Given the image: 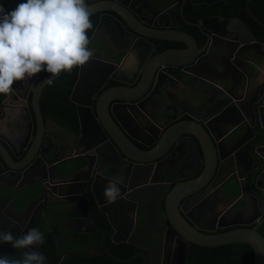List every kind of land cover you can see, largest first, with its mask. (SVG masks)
I'll list each match as a JSON object with an SVG mask.
<instances>
[{
  "label": "water",
  "instance_id": "1",
  "mask_svg": "<svg viewBox=\"0 0 264 264\" xmlns=\"http://www.w3.org/2000/svg\"><path fill=\"white\" fill-rule=\"evenodd\" d=\"M249 1H244L246 13L256 24L264 27L250 11ZM87 2L91 15L111 12L123 22L121 25L108 15H100L89 38L90 42L101 28L115 31L131 38L133 47L130 54L133 57L129 65L121 66L94 55L87 64L77 68L68 97L74 105L78 127L74 151L83 142L86 147L81 153L87 154L81 157L71 154L70 159L61 161L60 165L55 164V161L48 162L43 156L42 143L46 139L43 133L46 132L39 111V98L42 89L48 84L46 81L50 74L42 76L30 89L29 107L36 124V144L33 141L28 148L24 145L21 150L24 156L17 166L0 143V174L3 179L9 178L14 185L17 175L20 176L19 172H39L45 178L35 179L17 195L10 187H0L13 194L3 208L9 219L7 222L10 221L8 225L17 228L19 236L31 229L35 209L31 208L33 204L29 201L42 199L43 193L53 198L47 209L56 213L68 212L73 202L72 195L81 194V199L87 200L89 193L91 197L87 200V210L92 204L107 220L108 229L102 231L101 235H109L113 244L125 243L139 249L126 259L109 254L117 262L140 257L142 264H151V260L147 262L141 250H145L149 258L156 239L151 234L156 232L163 240V232L168 231L173 235L179 234L186 241L178 238L183 244L181 264L185 262L189 244L202 247L246 244L251 249L252 264H264V233L261 235L258 232L264 223V216L260 221L255 220L251 227L213 233V228L199 226L200 221L194 215L195 211L209 203L213 195L217 204H228L241 191L246 192L252 202L251 205L246 202L244 209L247 211L254 206L258 218L260 213L264 215V68L261 69V77L257 78L259 66H264V45L238 18L215 16L198 20L195 27L204 38L199 46L193 36L182 31L184 22L179 18L178 4L160 13L159 16H163L167 24L157 23L146 27L142 25L140 17L131 13L123 0ZM170 10L173 13H167ZM167 15H172L175 23L169 22ZM146 38L176 42L184 47L169 48L149 57L153 45ZM139 45L144 64L138 61ZM161 65L165 68L160 69ZM219 67H222L221 72L215 71ZM179 76L191 81L192 88L201 90V93L191 96L192 106L189 112L184 111L187 118L182 119H179L181 114L170 115L163 108H156L150 100L156 94L155 86L158 83L167 81L159 84L162 88L166 83L177 81ZM107 79L124 86L102 90ZM132 142L149 149H139ZM102 145L111 152L112 160L124 165L123 169L120 168L116 173L105 172L106 167L99 168L97 165L92 169V153L97 154ZM177 152L182 158L175 165H183L181 171L190 172L179 180L188 179L178 180L172 186L165 182L153 183L154 166L168 157L175 158ZM187 159L188 164L185 163ZM51 168L57 180L55 193L50 189L54 186H45L51 182L50 176H46ZM82 168L92 170L85 179L74 180L72 177ZM29 170L33 171L27 172ZM245 178L249 181L248 189L244 186ZM98 181H115L120 188V198L109 204L117 220L110 216L105 202L96 195ZM61 188H64L63 192ZM13 203H19L22 208L29 205L22 213L15 214L10 210ZM128 213L133 215L132 220L123 217ZM28 216L30 220L25 224ZM70 221L72 226L67 229L71 232H94L95 224L91 223L87 213ZM8 225L0 228V231H5ZM98 248L103 249V238L100 245L93 249L97 251ZM33 250L39 251L38 246ZM45 264L58 263L45 257Z\"/></svg>",
  "mask_w": 264,
  "mask_h": 264
},
{
  "label": "flooded vegetation",
  "instance_id": "2",
  "mask_svg": "<svg viewBox=\"0 0 264 264\" xmlns=\"http://www.w3.org/2000/svg\"><path fill=\"white\" fill-rule=\"evenodd\" d=\"M123 1L125 4H127V8L131 11V13L135 17L141 18L142 25H144L146 27L147 26L152 27L154 24H157V23H158L157 25L167 24V21L164 20V17L159 16L160 13L163 10H165V8H168L170 6V5L165 6L167 4H163V1H161V0H159L158 2H156V0H123ZM18 3H19V0H10L9 4L5 7V10L8 11V10L14 9ZM172 4L173 5L178 4V1L175 0ZM167 13H173V12L170 10ZM92 15L97 16L96 17V24H97V20H98L100 15H108V16L118 20L121 23V25L123 23L121 21V19L116 14L111 13V12H99V13L92 14ZM178 15H179V10H178ZM167 19L170 20L169 22L175 23L172 15H167ZM183 22H184V28L182 31L187 33V31L185 30L186 29V22L185 21H183ZM96 24H95V26H96ZM124 28L126 30H128V28H126V27H124ZM94 29H95V27H94ZM146 40L148 41L149 44L153 45V49H151V51L149 53V57L156 54V53H159V51H157V50L161 46L166 47V48H164V50L169 49V48L179 49V48L184 47L182 44L176 43V42L160 41V40H154V39H150V38H146ZM133 42H135V41H133ZM170 43H173L174 46L168 47L167 44H170ZM136 44H138V43H136ZM88 47L94 51L95 55H100L102 57V59L109 60V61H111L117 65L120 64L121 66L129 65L130 60L133 57L130 54L131 49L133 47V45L131 43V38H129V36L124 37L121 34H118L117 32L112 31V30L109 31L107 29L101 28L96 33L95 37L91 40ZM139 47H140V45H139ZM164 50H161L160 52H162ZM140 51H141V47L139 49H137V52L140 54L138 61H139V63L144 64V62H145V59H143L144 55ZM164 68L165 67L163 65L160 66V69H164ZM245 70H247V69H245ZM44 73L45 72H41V73L37 74L36 76H34L32 79L27 80V81L16 82L19 84V86H17V91L16 92L12 91L11 93L13 95H17V104L7 103L8 98H6V100H4L5 102L4 101L0 102V117H1L0 118V143L8 151L9 155L11 156L12 160L14 161L13 164L14 165L17 164V166L19 165L20 160L24 156V151H21L22 148L24 147V145L26 144V146L28 148L32 144L31 142H33L36 139V136H35L36 124H35L32 112H31V114L29 112L30 107H29L28 93L32 87L31 86L29 88V86H30V84L33 85L34 82L39 77H41ZM118 76H120V74H118ZM159 82H160V80H159ZM165 82H167V81L163 80L160 83H165ZM181 82H183V83H181ZM16 83H14V85ZM160 83H158L155 86V89L157 90L156 94H155V96L151 97L150 100L155 105V107H157L158 103H157L156 99L158 97L161 98L162 99L161 101H163V107H161V108L167 110L170 103H168V101H169L168 97L166 95L164 96V93H162V90L159 86ZM166 84H167L166 87L168 88V90L175 92V95L181 94V95L186 96V94H188V92L194 90V88L191 87L193 85V83H191V81H189L188 79H186L182 76L177 77V81L169 82ZM112 86H124V84L119 83L117 81H114L112 79H107L102 90H104L108 87H112ZM27 88H29V90ZM162 88L164 90V87H162ZM198 93H201V92L199 91ZM193 94H197V93H193ZM73 107H74V105H73ZM15 109L17 110V116L14 120L9 121V119H7V117L5 116V113H3V112L6 111L7 113H9L10 111L15 110ZM74 110H75V108H74ZM141 113H142V111H141ZM40 115H41L42 120H43L44 131L46 132V133H43V136L46 139L43 141V143L41 142L43 144V148H44L43 149V156L48 162H54L55 161L54 162L55 164L58 163V165H60L61 161H65V160L70 159L71 154L75 155L77 157H81L82 155L87 154V152H84V154L81 153L84 150V148L86 147V144L83 142H80V144L76 148L77 151L76 152L74 151V146H75V143L77 142L75 135L77 137L78 127L76 129L77 130L76 133H73L72 131L65 129L64 127H61L60 132H59V131H56L53 128H51V126H55L51 121H49L47 119L45 120L44 116H42L41 113H40ZM55 127L58 128L57 126H55ZM33 143L36 144L35 141ZM132 143L136 147H138L139 149H142V150H148L149 149V148H146V147H144V146H142L136 142H132ZM39 144H40V142H39ZM20 152L22 153L21 156H19ZM88 154H91V152H88ZM112 158H113V155L111 154V152L106 148V146L102 145L101 150H98L97 154L92 153V158H91V163L93 164L92 169L94 168L95 165H97L99 168L106 167L107 169L105 170V172L116 173V171L119 170L120 168L123 169L124 165L122 166L117 160H115V159L112 160ZM181 158H182L181 154L177 152L175 158L168 157L166 160L156 164L154 166V169H152L153 183L163 184V182H165V184H170L172 186L182 176H187L188 174H190L189 171H187V172L181 171L183 165L180 167L175 165V162H179V160ZM189 159H187V161L185 162L186 164H188ZM112 167H115L116 170L112 169ZM92 169L82 168V170L77 172L74 175V177H72V178L74 180L75 179L83 180V179H85V176L90 174ZM32 171L33 170H29L27 172H32ZM0 172H2L1 168H0ZM23 173L24 172H19L20 176L17 175V183L15 185L10 181L9 178L3 179L2 173H1L0 174V187L1 186L10 187L12 190L16 191L15 194L17 195V193H21L20 191L22 189L28 187V185L33 183L35 179L40 178V177H42V178L44 177V174H41L39 172H32L30 174L29 173L23 174ZM52 174H53V170L51 168L49 170L48 174L46 175V176H50L51 182L48 180V182H50V184L45 183V184H47L45 186H48V187L54 186L55 182H57V180H55L56 178ZM225 176L226 175H224L222 178H224ZM189 178H191V176ZM187 179H182V180H179L178 182L185 181ZM221 179H219V180H221ZM171 180H173V182H171ZM98 182L101 183L103 188H105V185L107 184L106 182H102V181H98ZM99 183L96 184V186H97L96 190H95L96 195L99 197L100 200L105 202V199L103 196L104 190ZM262 185H264V182L262 183ZM244 186H245V184H244ZM50 189H52V192H54V193L56 192L55 186L53 188L50 187ZM63 190H64V188H61L62 192H63ZM1 192H2V189L0 188V204H1L0 205V228L7 226L10 222V221L7 222L9 219L5 213V210L3 209L5 204H7L6 202L8 201V199H5L4 197H2ZM87 195H88V196H86L87 200H89L91 196L89 193H87ZM81 196H82L81 194L72 195L71 201H73V202L71 203V208L68 210L67 213H56L50 209H47V205L51 201H53V198L50 195H48L47 193H43V195L41 196L42 199H39V200L33 199V200L29 201L31 204H33V206L31 205V208L34 207L33 209H35V213H34L35 215H34V221L32 224V228H33V225L39 220V221H44L45 223H52L59 230L62 231L59 234V236L62 237V242L59 239H57L60 241L57 248L60 249L62 256L59 257L58 260L50 259L54 262H57L58 264H64L65 263L63 261L64 260L63 255H65V254L68 256H72V255H81V256H84V255L85 256H87V255H104V256L112 259L109 254H111L112 256H114V255L111 252H109L108 247H107V242L109 244H111V246H117L120 244H125V243L113 244L111 242L109 235H107V234H103V236L101 235L102 231L108 229V224H107L106 218L102 214L98 213L96 211L94 205H92V204L90 205V209L87 210L88 209L87 200L81 199L82 198ZM214 197L215 196L213 195L211 197L209 203L206 204V206L203 207V209H201L199 211H195V214H194L196 219H198V221H200L199 226H201L203 228H211V229L213 228L214 229L213 233H220V232L229 231V230H232L235 228H240V227H243V228L244 227H251L254 225L252 223L255 220L260 221V219H262L264 216L263 213H260V217L258 218L257 217L258 212L254 208V206L252 209L250 208V210L248 209L247 211H245L243 206L246 203V197L243 196V191H241L240 193L237 192L235 194L233 201L231 203H228V204H225V203L219 202V201H218L219 204H217V202L214 200ZM16 202H17V200H16ZM251 203L252 202H250V201L248 202L249 205H251ZM28 205H29V203L26 204L24 206V208H22L19 211V210H16L15 204L13 203L10 206V210L15 214H19V213H22ZM104 206L107 208V211L110 213V216L112 215V218L114 220H117L118 217H116L115 214L112 212L109 204L104 203ZM162 207H163V205H162ZM86 213H87L91 223L95 224L94 225V232L88 234L93 238V243L91 245L87 246L86 249L71 251L69 249L71 246L77 247L78 245L76 243H71V244L69 243L70 241L68 238L70 237V235L64 236V235H67L70 233H74V232H71L67 229V228L72 226L70 219L71 218H77V217L78 218L83 217L84 215H86ZM123 217H125V218L128 217V218H130V220H132L133 215L128 213V215H124ZM29 220H30V217L28 216L27 219H25L24 223L26 224L27 222H29ZM9 228H13L16 230V232H18L17 228H14L13 226H9ZM199 232L207 233L204 231H199ZM258 232L261 235L264 233V223L258 229ZM163 233H164V234H162L163 240H161L158 233H156V232L154 234L152 233V236L155 237L156 239L153 241L154 248L151 250V252L149 254V258L147 256L146 251L141 250L144 253V255H146V261L148 262L149 261L148 259H150L151 264H181V258L180 257H181V253L183 250V244L178 240V238L182 239L184 242H186V241L183 238H181L179 236V234L173 235L171 233H168V231L167 232L164 231ZM166 233H168V234L165 235ZM75 234H77V233H75ZM18 236H19V232H18ZM168 237H170V239ZM102 238H103V249L98 248L97 251H94L93 248L100 245ZM227 245H229V244H227ZM190 246H191V244H189L188 248H187V254H186L185 262L187 260V255H188V251H189ZM195 246H197V245H195ZM216 247H218V246H216ZM38 250H39V252H42L39 248V245H38ZM23 251H26V250H20V253H22ZM138 251H139V249L135 248V252L133 254L137 253ZM132 255H130L126 258H129ZM20 257H18V258H20ZM16 258H17V253H16ZM117 258H119V257H117ZM126 258H119V259H126ZM216 259H217V261H216ZM113 261H115V260H113ZM130 261H135L139 264H142V259L140 257L133 258L127 262H117V261H115V262L120 263V264H127ZM249 261L252 264V258L251 259L248 258V256L246 254L240 253V252H234V251H230V250L218 251L214 254V257L212 258V264H246ZM185 262H184V264H185Z\"/></svg>",
  "mask_w": 264,
  "mask_h": 264
},
{
  "label": "clouds",
  "instance_id": "3",
  "mask_svg": "<svg viewBox=\"0 0 264 264\" xmlns=\"http://www.w3.org/2000/svg\"><path fill=\"white\" fill-rule=\"evenodd\" d=\"M90 16L87 0H22L8 11L0 5V94L41 72L50 74L51 85L62 72L87 64L95 55L88 47ZM103 196L106 204L115 202L121 196L118 184L109 181ZM0 242L26 250L20 258L0 254V264H45V256L33 250L44 243L37 228L19 237L0 231Z\"/></svg>",
  "mask_w": 264,
  "mask_h": 264
},
{
  "label": "trees",
  "instance_id": "4",
  "mask_svg": "<svg viewBox=\"0 0 264 264\" xmlns=\"http://www.w3.org/2000/svg\"><path fill=\"white\" fill-rule=\"evenodd\" d=\"M159 0H156L158 2ZM165 6L170 5L175 0H161ZM180 7L179 17L182 21L186 22V31L188 34L193 36L198 45L203 43V36L200 35L199 31L196 29L195 24L198 20L207 17H222V18H238L241 20L247 28L254 34L257 41L264 45V27L256 24L246 13L244 8L245 0H177ZM183 1V2H182ZM10 0H0V5L5 8L9 4ZM22 0H19V3ZM248 7L252 14L264 24V0H251L248 2ZM162 8V7H161ZM96 15H91L92 28L88 30V37L90 38L92 31L96 24ZM169 46H174L173 43L167 44ZM165 46H161L157 51L164 50ZM77 68H74L71 73L62 72L57 76L54 82L42 89L39 98V111L44 116V119L53 122L54 124L64 127L73 133L77 132V120L73 105L69 102L68 96L70 94L71 88L75 81L77 75ZM48 73H44L45 76ZM41 76V77H42ZM39 77L35 82L40 80ZM33 84V86H34ZM18 83L13 86V92L17 91ZM32 86V87H33ZM15 87V88H14ZM31 87V90H32ZM30 90V92H31ZM28 94V100L29 95ZM7 102L17 104V100L14 95L10 92L8 94H0V102L6 100ZM31 114V110L29 109ZM2 197L10 200L13 196L11 192L2 190ZM16 210H21L22 205L19 203L15 204ZM33 228L39 229L44 233V243L39 245L40 250L43 255L52 260H58L62 256L60 249L57 248L59 242H62V237L59 234L62 232L52 223H45L44 221H37ZM5 231H9L14 237H18V232L13 228H7ZM70 235L69 243H76L78 246H71L69 249L71 251H77L80 249H86L87 246L93 243V238L88 234H75L70 233L64 236ZM59 239V240H57ZM107 247L109 252L114 256L119 258H126L135 252L133 246L127 244H120L117 246H111L107 242ZM230 250L234 252L244 253L251 257V249L246 244H229L218 247H202L192 245L189 248L187 260L185 264H212V258L214 254L218 251ZM17 258L21 256L20 249H14L11 244L0 242V254H6L10 258ZM64 264H120L104 255H63ZM217 261V259H216ZM127 264H139L135 261H130ZM246 264H251L249 261Z\"/></svg>",
  "mask_w": 264,
  "mask_h": 264
},
{
  "label": "crops",
  "instance_id": "5",
  "mask_svg": "<svg viewBox=\"0 0 264 264\" xmlns=\"http://www.w3.org/2000/svg\"><path fill=\"white\" fill-rule=\"evenodd\" d=\"M263 68H264V66H262V65L259 66V69H258V72L259 73H258V76H257L258 79L261 77V74H262L261 73V69H263ZM221 69H222V67H219V68L215 69V71L221 72ZM244 69H246V68H244ZM166 86L167 85L164 86V90H163V88H161L162 93H164V96L166 95L168 97V100H169L168 103H170V105L167 108V110L164 109L165 113H168L170 115H175V116H176V114L177 115L178 114H181V116L179 117V119L187 118V116L184 114V111H185V113L186 112H189L190 107L192 106L191 101H190V98L193 95V93H198L199 90H197V89L194 88V90L188 92V94H186V96L181 95V94L175 95V92L169 91ZM223 86L226 87L227 84L224 83ZM195 87H197V86H195ZM200 92H201V90H200ZM156 100H157V103H158V105H157L156 108L160 109L161 107H163V101H161L162 99L158 97ZM9 113L10 114L6 115L9 118V121L10 120H14L16 118V116H17V110L16 109L15 110H12ZM51 128H53L54 130L60 132V128H56L55 126H51ZM221 129H223V127H221ZM244 184H245V186L248 189L249 188V181H248V179H245ZM243 196L246 197V202H249L250 201V197L246 194V192H243ZM257 205H258V203H257ZM245 211H246V209H245Z\"/></svg>",
  "mask_w": 264,
  "mask_h": 264
},
{
  "label": "rangeland",
  "instance_id": "6",
  "mask_svg": "<svg viewBox=\"0 0 264 264\" xmlns=\"http://www.w3.org/2000/svg\"><path fill=\"white\" fill-rule=\"evenodd\" d=\"M170 5H173V4L171 3ZM201 45H202V44H201ZM14 96H15V98H16V100H17V95H14ZM4 102H5V101H4ZM7 103H9V102H7ZM3 113H5V116L9 114V113H7L6 111H4ZM0 118H1V117H0ZM11 198H12V197H11ZM11 198H10V199H11Z\"/></svg>",
  "mask_w": 264,
  "mask_h": 264
}]
</instances>
